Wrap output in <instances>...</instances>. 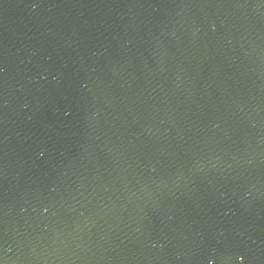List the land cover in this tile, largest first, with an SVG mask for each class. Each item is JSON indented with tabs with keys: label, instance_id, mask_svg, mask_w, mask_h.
I'll list each match as a JSON object with an SVG mask.
<instances>
[{
	"label": "water",
	"instance_id": "1",
	"mask_svg": "<svg viewBox=\"0 0 264 264\" xmlns=\"http://www.w3.org/2000/svg\"><path fill=\"white\" fill-rule=\"evenodd\" d=\"M0 264H264V0H0Z\"/></svg>",
	"mask_w": 264,
	"mask_h": 264
}]
</instances>
